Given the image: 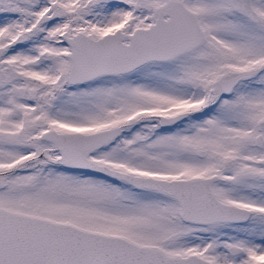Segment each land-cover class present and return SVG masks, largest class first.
<instances>
[{
	"label": "snow or ice",
	"instance_id": "6c2138e0",
	"mask_svg": "<svg viewBox=\"0 0 264 264\" xmlns=\"http://www.w3.org/2000/svg\"><path fill=\"white\" fill-rule=\"evenodd\" d=\"M0 264H264V0H0Z\"/></svg>",
	"mask_w": 264,
	"mask_h": 264
}]
</instances>
